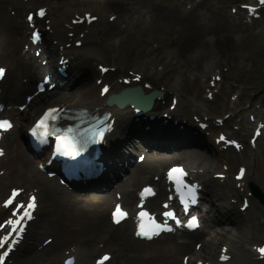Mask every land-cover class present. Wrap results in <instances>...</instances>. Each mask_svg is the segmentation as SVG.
Masks as SVG:
<instances>
[{"label": "bare ground", "instance_id": "bare-ground-1", "mask_svg": "<svg viewBox=\"0 0 264 264\" xmlns=\"http://www.w3.org/2000/svg\"><path fill=\"white\" fill-rule=\"evenodd\" d=\"M77 2L87 7L74 6ZM70 6H74L75 8ZM92 6H96L94 11ZM198 6H204V0H0V62H8L14 69V75L11 76V85L0 95V101L6 102L7 105H13L12 109L14 110V115L11 111H8L7 116L11 117V120L15 122V126H17V124L20 125L18 131L14 132L12 137L5 138L4 136L0 142L1 149H4L3 145L4 147L6 146L4 156L0 157V167H6V175L3 177L0 176V191L4 181L9 179L13 180L17 172L21 174L17 179H25L27 183H31L30 180L32 176L36 181H40V185L42 186L40 188V193L42 197L49 201L50 196V207H54V214L59 217L58 220L62 223V225L55 227V232L53 233L55 240L50 245L40 251L32 248L30 253L17 259L14 264H50V262H55L60 257L59 253L64 251L62 247L67 245V243H72L73 239H75V241L71 245L74 246L78 255L81 257L85 255V245L86 247L94 246L93 249L89 251L91 255L99 250L103 251L107 249L113 254V257L106 264H180L179 258L183 253L189 254L190 264H195L196 258L201 257L203 253L212 258L214 247L217 243L222 241L228 247L227 254H233L234 264H264V259L262 260L259 254H256L251 249L252 241L254 240L255 242L259 239H257L258 235L253 236L251 230L252 219L248 210L243 216V219H240V217H238L236 205L232 204L230 206L233 208V213L230 215V221H222V219H219L222 221L220 223L209 221L207 226L210 238L201 246L200 250L194 248L192 241L198 236L205 237L202 233L198 235L192 234L193 236H190L189 240L180 246L170 244L167 247L168 250L165 251L160 244L146 243L145 241L134 238L131 230V226L134 224L135 219L133 211H130L129 218L119 227H115L112 222H108V208L110 204L115 201L114 192L107 197L102 196L95 198H86L83 196L76 197L72 194H66L54 183V181L47 180L38 167L31 169L32 164H39L40 161L34 162L32 158L27 157V155L24 154V148L18 140L19 133L22 134L24 128L29 125V121L31 119L33 120V116L37 115L40 110L52 103H54L55 106L70 109L85 108L88 111H101L105 106V101L108 96L112 92L117 93L120 89L125 87V85L115 84V82L119 77L127 76V63L129 64L134 61L132 59L133 56H135V59L136 57L137 59L143 57L145 48H143L142 45L126 48L128 45L121 42L124 47V57L122 59V66L124 67L116 66L117 68L114 72L109 70L102 75L98 69L99 64L96 66L95 63L99 62L100 65L107 67V65L103 63H109L112 59V55L115 51L114 41L115 39L121 41L120 36L122 32H124L123 29L126 27V31L129 25H135L141 21H146L145 18L152 17V11L154 12V16L149 22L154 19H160L159 21L161 24H167L169 31L172 29L175 34L182 33L183 28L185 30L180 41V35L177 38L172 37L170 39L168 37L164 40L166 47L147 64L150 70H152V74L150 75L148 72H144L140 85L147 76H151L152 79L175 71L177 73L176 75L185 82L189 77L195 78L194 81L197 83L198 89L200 90L203 86L207 85L208 78L210 79L212 76H222V72L226 67L230 66V68H232L239 66L242 69L247 68L249 66L244 65L249 64V61L255 54L260 56L263 53V50L260 48L262 46L264 47V40L258 42V44H252V51H250L249 48L245 54H238L237 56L234 54V56L229 59H222L219 56L220 51L223 53H232L240 46L241 42L251 41L250 39L255 34L256 22L259 20L253 19L251 23L244 22L245 14L241 12L246 14L247 12L242 10L238 13L239 16L229 14V20L220 23L217 22L211 24V26H205L203 25L204 20L196 14ZM255 6L256 9L254 14H261L262 22H264V4L258 3L255 4ZM38 9H46L48 16L56 14L55 17H53L54 15L51 17L52 22L50 24L53 29L51 39L59 43L57 45L51 44L50 40H48V38H50V31H47L48 29L44 31V39H46V56L44 57L46 61L49 60L47 67H42L39 64L34 53L32 54L30 51H23L22 49L23 45L27 44L26 32L29 27L25 14ZM91 10L93 11L92 13H95L93 16H96L98 19V22L94 23L96 30H90L91 25L87 26L86 23L80 26L72 25L71 21L76 17V14L82 16L84 11L90 12ZM6 12H8V14ZM12 12H14V14H12ZM66 22L73 27H66ZM37 23L39 24V21H37ZM204 27L208 29L205 35L212 37L210 40H205L200 37L199 39L197 37L198 34L204 31ZM83 29L89 31L81 37L83 34L81 30ZM70 32L73 35L72 40L75 41V44L76 41L82 42L81 48L78 49L76 46L69 48L64 45L65 48L61 50L59 44H64L66 41L69 42L71 40V38L67 36V33ZM196 41L198 42L196 43ZM102 42L105 44L102 45ZM36 48L37 47H35V49ZM82 49L88 52L89 55L87 58L86 55L82 56L84 54V52H80ZM41 55L45 54L42 52ZM56 56L58 57L57 64L55 63ZM62 56L70 59L69 67H71L72 70L70 71L71 85L69 87L78 86L77 90L70 92L63 91L65 88H58L49 95H39L28 103L26 107L28 109H25L26 112L25 110L21 111L17 107L18 103L24 100L23 102L27 104L25 96L30 93H35L32 85L25 84L23 80L29 78L32 82L41 73L45 74L46 72H54L55 75L58 76L56 68ZM28 57L31 58V60H28ZM135 67L138 68V66ZM75 76H79V79ZM95 78H100V85L96 86ZM224 80L225 78L223 77L222 82H224ZM105 85H111V90L105 97H101L100 89ZM142 86L144 87V85ZM154 88L156 87L152 86L149 92ZM174 89L175 91L179 90L177 85L174 86ZM166 94H164V100H166L167 103L169 96ZM243 96L244 94H242L241 97ZM260 97L264 99V94ZM161 100L155 101L154 110H161L163 108ZM169 101L172 102V100ZM186 105L190 111H196L200 108L204 109V105L193 104V100H188ZM238 106L239 101H235L231 110L236 111ZM259 116L260 115L257 117ZM129 118L142 125L131 124L128 126V121H126L123 126H121L122 122L117 123V125L122 127V130L119 132L118 141L115 140L114 143L122 145L119 150L122 149L123 146L124 149L121 150V152H114V154L105 159L108 170L111 172L106 171V173L98 179L95 183L97 185L96 189L105 185L111 186L114 181L118 182L120 184L118 187L122 186L120 189V191L122 190L121 201L128 209L132 210L134 198L136 197V186L140 182L147 180V176L141 173L150 172L155 168L156 170L159 168L162 169L165 165L181 159L184 162H188L189 167L197 166L204 168L206 172L203 181L206 186L204 187L208 188L213 185L214 189H212V191L208 189V192L211 191L212 196H218L215 190V183L218 184V182L212 179L210 174L211 169L214 167L212 163L214 159L208 153V151H210L208 149L209 143L206 140V135H203L205 131H202L198 124H196L197 128H195V125L191 121L192 117L183 119V116H176L175 119L174 117L171 118L173 122L181 118L182 120L179 119L177 124L187 122L184 123L185 129L181 130L183 133H175L179 126L174 127L173 124H165L163 116H159V119L155 118L152 120L146 115L140 117L136 115L133 109H130ZM228 120H230V122H242V119H238L237 116L234 118L229 117ZM245 123L246 127L250 126L249 122ZM144 125H149L150 128L146 129ZM172 127H174V130H172ZM221 129L222 133L226 136L235 141L239 139L235 131L225 129V127ZM171 130L172 132H169ZM165 131L168 134H166ZM196 131L198 132L197 134H195ZM159 132H161V135H158ZM190 132L192 134H189ZM125 135L127 138L124 137ZM213 141L216 143L215 139H213ZM185 146L194 147H190L188 149L189 151H184L183 148H185ZM242 146L247 148L249 145ZM145 149L147 150V153H145L150 155V158L146 162V165L136 169L139 176L136 177L131 169L129 173L130 177L122 180L121 172L127 169L126 166H124V162L128 161L130 164V156H134L137 152L143 153ZM151 149H157V151L150 152L149 150ZM171 150L173 153H177L178 151L179 153L175 155L164 154V152H169ZM101 154L103 156L105 155L104 150H102ZM241 155H243L245 162L246 159H249V161L247 160V166L244 165L242 160L239 163L244 166L245 169L243 178L239 181H235L232 178V168L230 167L227 172H224L228 178V184L230 186L233 184L235 187L236 185L238 186L236 187L237 189L230 191V193H234L238 197L246 195L247 191L245 186L253 183L252 179H250L251 175L254 174L252 171L259 166V159L255 154L248 153L245 149L244 153ZM43 156H45V153L41 154L39 157ZM121 161L123 163L122 165H120ZM29 162L31 168L27 170ZM194 163L197 165H194ZM24 165L26 166V170L24 169ZM119 181H122V183ZM43 183L45 185H43ZM78 186L82 185L79 184ZM159 186H162L161 182H159ZM128 187L129 189L126 192ZM85 189L86 188H83L82 190ZM225 194L226 193L221 192L216 202L214 201L215 204H217V202H224L222 198H226ZM228 195L230 196L229 193ZM160 196L162 197L163 195L161 194ZM203 198L210 206V202L212 203L213 198L209 201L210 196H207V194L206 197L203 196ZM226 204L229 205L228 203ZM150 206L153 211H156L159 205L156 200H152L150 201ZM213 206L215 207L214 204ZM217 212L220 215H228L231 213V210L220 207L217 209ZM240 215H242V213L239 211V216ZM253 221L255 223L257 218H253ZM84 264L90 263L84 262Z\"/></svg>", "mask_w": 264, "mask_h": 264}, {"label": "rangeland", "instance_id": "rangeland-1", "mask_svg": "<svg viewBox=\"0 0 264 264\" xmlns=\"http://www.w3.org/2000/svg\"><path fill=\"white\" fill-rule=\"evenodd\" d=\"M235 0H205L204 1V6H201L197 9L196 14L198 16H200V18L202 19H206V22L208 21V19L211 20H215L218 21L219 17L218 14H222L225 15L226 11L228 9H231L235 4L238 3L237 8H240V4L246 3L247 0H237V3H234ZM147 3V2H146ZM149 3V1H148ZM68 6V5H66ZM74 6H80V7H87L84 4H81L80 2H77L76 5ZM74 6H70L72 8H75ZM96 6H92V9L94 11V8ZM92 11V10H91ZM8 14V12H6ZM14 12H12L13 14ZM152 17L150 18H145L146 21H141L135 25H133L132 27H130L128 29V31L125 33L122 32L120 38L121 40H125L124 42H126V44L128 46H126V48H130L133 47L135 45H142L143 48H145V54L143 57H140L137 59H135V56L132 57V59L134 61H132V63H127V67L129 68V66H133L136 65L138 67H140L142 70L145 68V66L148 64V62H150L152 59H154L156 57V54H160L163 49L166 47V43H165V39L166 38H177L179 35V41L182 39L183 34H184V28L181 30L182 33H178L175 34L174 31H172V29L169 31V28L167 26V24H161V22L159 21L160 19H154L153 21H150V19L153 18L154 16V12L152 11ZM95 14V13H94ZM46 20H50V16L46 18ZM210 20V21H211ZM100 25V24H98ZM184 25V24H183ZM206 26H210V24L206 25ZM203 27V26H201ZM95 29L96 27L94 24L91 25V29ZM180 29V27H179ZM85 30V29H83ZM88 32V30H87ZM94 32V31H93ZM208 32V29L206 27H204V31H202L200 34L197 35V37L199 38H204L206 40V33ZM28 38H29V33H28ZM199 38V39H200ZM198 39V40H199ZM251 41L249 42H241L240 46H238L237 49H235L232 53H223V52H219V56L222 59H229L232 56H234V54L237 56L238 54H245L247 52V50L250 48V51L253 50L252 44H258V42H261L264 40V23L257 25L255 28V34L252 36V38L250 39ZM115 41L117 42L114 43L115 47V51L114 54L112 55V59L109 61L110 64L115 65V64H121L122 65V59L124 57V47L121 46L120 47V43L118 39H115ZM200 41V40H199ZM198 41H196L197 43ZM102 45H104L105 43H101ZM125 44V43H124ZM261 50H263V53L259 56L257 54H255V56L249 61V64L244 65V66H249L247 68H240L239 66H235L229 68L230 66L226 67L224 69L223 72L225 71H229L231 70V72L227 73V75L225 74V83L223 85L224 91L221 93L222 96L224 97L226 94H228L229 92V88L234 86L235 90L233 92H231V96L235 97L237 92H240L242 89L246 88V89H254L253 90V95H247V101L244 104V106L242 107V109L245 110V115L246 118H252L253 116L257 115L258 113H262V117H264V105L261 106L260 104H256V108H250L249 105H251V102L254 103V101L252 100V97L254 96H258L259 93L264 92V47L262 46L260 48ZM113 62H115V64H113ZM149 68L147 67L145 70H148ZM175 73V71H173ZM173 72H169L168 74H166L165 76H163L162 78H157L155 77V80L153 81V83H155L154 85H159L160 86H164L165 84H167V82L169 81L168 79H171L170 83H174L175 78L171 77L170 75ZM193 82H191V80H188L187 82L184 83L182 88V91L185 95V98L187 97V95H189L190 97L196 96V100H194L197 104H200L202 101H205L204 98H202V94L200 95L197 91H196V86L197 84H194ZM217 89V88H216ZM220 88L217 89V91ZM232 89V88H231ZM249 93V91L246 92V94ZM220 94V95H221ZM217 96L215 101H213L212 103H210L207 107V109H210L211 111V118L213 116H215V111L217 113H221V109L223 108V103L224 100H229V105L232 106L231 101H232V97H230V99H227L226 97L221 100V96ZM260 95V94H259ZM191 100H193L191 98ZM216 100H220L217 101ZM185 100H183V108H185ZM250 103V104H249ZM195 104V103H193ZM240 108V107H239ZM238 108V109H239ZM186 111H189V114H191L190 110H188L187 108L185 109ZM190 116V115H189ZM259 119V118H258ZM242 132V131H241ZM264 136V135H263ZM261 140H258V142H256V146L257 147H251V150L253 152V154H255L258 159H259V166H257V168L254 169V171H252L254 174L251 175L252 182L253 184H255L256 186H258L263 192H264V138ZM251 152V153H252ZM223 158V160H221V162L223 163L224 161H226L227 163L230 162V167H232V171L234 172V174H236V172H238V169L240 168L241 164L240 161L242 160L244 162V165L247 166V162L249 161V159H246V162L244 160L243 155H234L232 153L230 154H225L222 157L220 156V159ZM248 160V161H247ZM222 164L219 162V164L216 166V170H220ZM252 170V169H251ZM249 186L247 185V191H249ZM234 187V186H233ZM249 198V197H248ZM249 200L251 201L250 203H252V214L255 215L257 218H264V207L257 201V200H253L251 198H249ZM259 220V219H257ZM259 222V221H258ZM260 223V222H259ZM259 233H264V229H262L261 231H259ZM264 235V234H263ZM264 236H262L261 238H263ZM55 264V263H54ZM58 264V262L56 263Z\"/></svg>", "mask_w": 264, "mask_h": 264}, {"label": "water", "instance_id": "water-1", "mask_svg": "<svg viewBox=\"0 0 264 264\" xmlns=\"http://www.w3.org/2000/svg\"><path fill=\"white\" fill-rule=\"evenodd\" d=\"M115 100H118V98H115ZM121 100H124V102L123 103H128V102H131V99L130 98H127V96H125L124 98H121V99H119V102H121ZM119 104H121V103H119ZM256 193H257V191H256ZM262 199H264V197L259 193V191H258V193H257Z\"/></svg>", "mask_w": 264, "mask_h": 264}]
</instances>
